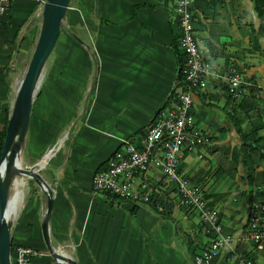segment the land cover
Here are the masks:
<instances>
[{"label": "crops", "instance_id": "0c3cea01", "mask_svg": "<svg viewBox=\"0 0 264 264\" xmlns=\"http://www.w3.org/2000/svg\"><path fill=\"white\" fill-rule=\"evenodd\" d=\"M42 1L9 0L1 16L0 130L5 112L10 111L7 94L11 66L13 61L26 56L35 41ZM191 2L193 32L204 61L217 72L235 68L242 82L238 88L230 89L220 77L193 90L191 127L201 134V140L190 150L181 147L177 169L198 186L205 204L217 210L219 223L234 238L235 249L251 254L257 264H264V242L255 250L245 237L249 202H264V6L258 12L254 0ZM67 11L68 16H64L61 24L63 35L55 43V58L72 62L73 67L66 65L70 70H59L53 75L54 84L48 90L45 109L55 116L53 111L57 110L50 104H54L53 95L68 94V101L74 103L66 108L69 114L63 117L64 126L76 117L83 90L100 92L106 106L96 108L101 118L94 119L97 124L94 125L90 117L96 101L91 102L90 113L72 130L76 134L68 141L70 151L64 157L56 158L53 146L44 147L32 159L26 155L25 167L33 166L47 155L41 175L52 191L47 221L49 241L77 264H175L176 261L182 264V253L173 251V243L167 242L171 227L165 220L157 228L144 229L148 219L141 206L147 211L149 207L95 192L91 182L93 173L104 167L122 140L140 138L159 110L175 104L178 66L172 46L179 36L171 3L169 0H73ZM70 29L79 42L70 36ZM83 47L95 56L94 78L91 72H82L74 66L77 63L88 69ZM54 53L53 47L38 88L50 71ZM179 54H183L181 50ZM97 68H100L98 72ZM36 95L23 152L27 143L35 139L28 135ZM109 110L106 114L100 112ZM47 117L41 118L49 126L48 122L54 123V118L49 121ZM79 132L82 139L76 137ZM259 136L258 149L245 152L243 141ZM90 148L94 151L85 153ZM156 172L150 166L142 178L152 182ZM18 178L20 185L24 180L26 192L20 198L17 191L10 194V245L36 249L38 254L29 264H57L46 251L40 231L46 195L33 179ZM154 191L164 206V214L191 217L193 212L182 207L173 185L159 186ZM148 218L155 221L152 216ZM197 219L188 224L192 231L185 237L187 246L192 247L191 257L208 240L199 215ZM146 233L152 236L147 243ZM172 254L179 259L174 260Z\"/></svg>", "mask_w": 264, "mask_h": 264}, {"label": "built area", "instance_id": "2783aa9c", "mask_svg": "<svg viewBox=\"0 0 264 264\" xmlns=\"http://www.w3.org/2000/svg\"><path fill=\"white\" fill-rule=\"evenodd\" d=\"M169 1L177 21L178 46L184 55L182 77L175 85V104L172 108L159 110L140 138L122 140L104 167L93 173L92 190L164 213V206L154 189L173 185L181 203L197 211L208 239L206 246L192 256V264H215L223 256L227 257L229 264H257L251 254L239 253L235 249L234 238L221 234L217 210L207 206L198 186L178 172L181 147L190 150L201 140V134L191 127L193 90L220 77L230 89H236L242 79L235 68L225 73L217 72L204 61L193 32L192 0ZM8 3L9 0H0V20ZM150 166L157 169L152 182L142 178ZM245 226V237L254 244L255 250L260 249L264 242V202H249ZM37 254L32 247L15 245L10 249V264H29Z\"/></svg>", "mask_w": 264, "mask_h": 264}, {"label": "rangeland", "instance_id": "374dc122", "mask_svg": "<svg viewBox=\"0 0 264 264\" xmlns=\"http://www.w3.org/2000/svg\"><path fill=\"white\" fill-rule=\"evenodd\" d=\"M68 3L73 4V0H69ZM67 10L65 12V16H68ZM61 24H63V20L61 21ZM61 28H62V26L60 25L59 34L57 36L56 42H57V40L61 39V37L63 35ZM38 30H39V28H38ZM68 33H70V36L73 37L74 40L79 42V40L75 36H73V34L71 33V29L68 30ZM37 34H38V31H37ZM33 46H34V43H33L32 47L29 49L28 53H26V56L24 58L17 59L15 61H13V66H11L12 69H11V74H10V78H9L10 86H9V92L7 94L8 105L10 106V108H11V104H12V101H13V98L15 95L16 87H17L18 82L20 81L21 77L23 76V73H24L25 68L27 66L30 54H31L32 49H33ZM87 47L90 49V44H88ZM54 48H55V53H54V58H55L56 50H57V46L55 47V44H54ZM83 50L87 54L88 69L80 66L77 63H74L75 64L74 66H75V68H77V70H82V72H86V71L88 73L91 72L90 76L91 77L93 76L92 78H94L93 73L96 71L95 56L86 47H83ZM65 53H67V52H65ZM66 65H71L73 67L72 62L71 63H65L63 60H60L59 58H55L53 61V64L51 65L50 71L48 72L46 78L43 80V82L41 83V86L37 90V95H36V97H37L36 101L37 102L33 108L32 114H31L32 117H31V123H30V131H29V135H28V136L35 137L36 140L34 139V141L32 143L28 142L27 145L25 146V152H23V158H22V165L24 164V162L26 163V155H28L29 158L32 159L33 156L40 154V152H42L44 147H49V146H53L52 147L53 155L54 156L56 155L55 156L56 158L64 157L65 154L70 151V147L68 146V141L73 139V136H75V134H76V133L72 134L73 133L72 130L77 129L76 127H78L81 124L82 119L85 118V116L90 113L91 110H90L89 105L91 104L92 101L93 102L96 101V104L94 106L95 108L91 111L90 123L97 125L96 123H94L95 122L94 119L100 120V118H101V116L99 114H97L96 108L100 109V108H102L101 106H106V104L104 103V101H105L104 95L100 94V92L99 93H97V92L93 93L89 89L87 91L86 90L82 91V94H81L82 99L79 102L80 104L78 105V107L76 109V117L74 118L73 121H71L70 125L66 124V125L62 126V124L65 120V119H63V117H68V114H69L66 111V108H68V106L71 103H74L73 100L68 101V98H69L68 94H62L61 93V94H58L56 96L53 95L55 97V99L53 100L54 104L52 102H50V104L53 105V107L57 110V111H53L55 116L53 114L48 113L47 109H45V105L47 104L48 90H49V88L52 89V86L54 84L53 75H55L59 70H62V71H64V69L70 70L68 67H66ZM99 69L97 68V72L99 71ZM91 81H90V85H91ZM71 98L72 99L74 98L73 95H71ZM100 112L106 114V113L111 112V111L109 110V111H100ZM42 116H48L47 118L49 121L51 118H54V120H53L54 123L48 122L49 126H47V123L42 120V118H41ZM47 118H45V119H47ZM76 118H78V122L75 121ZM75 122H76L75 127H72V124H74ZM61 130H62V132L59 134V132ZM56 136H59V137L56 138ZM82 136H83L82 132H79L76 137L78 139H82ZM74 151H75V149H73V152ZM93 151L94 150L90 148V149H86L85 153L86 152L92 153ZM45 152H46V150H45ZM86 165H88V162L86 163ZM165 187H168V186H165ZM15 191H17L19 198H20V196H23V193L26 192L24 180L21 182V185H20L18 177H14V179L12 181V185L10 188V194L15 192ZM11 196L12 195H10V197ZM10 199H12V197ZM121 201H126V200H121ZM181 205L185 209H190L193 212V213H191V217H190L191 219L188 217L187 214H182L181 217H177L175 215L170 216L167 214V212H166V214H164V213H157L154 210H148L147 211L146 208L141 206V209L143 211H145V213H147V219H148L146 222V227H144V229L148 230L149 228H151V229L157 228L165 220L166 225L168 227H171V238L167 239V242L173 243V245H174L172 247L173 251H178L179 253H182L180 256L183 259L182 264H192V260H191L192 259V257H191L192 247L187 246V244L185 243V237L187 234H190L192 231V229H190L188 227V224L191 222V220L193 222L198 221V219H197L198 213L194 208H192L190 206H186L182 203H181ZM9 213H10V210L8 212V218H9ZM148 216L154 217L155 221L150 220L148 218ZM164 218H166V219H164ZM174 230H175V236H173ZM202 230H203V228H202ZM221 234L227 235V229L225 227H223L222 225H221ZM149 240H152V236H151V234L146 233V235H145L146 243ZM176 240L178 241L177 243H175ZM150 255H151V253L148 252V256H150ZM172 258H174V260H178L179 256L172 254ZM156 264H160V263L157 262ZM175 264H178V262L176 261Z\"/></svg>", "mask_w": 264, "mask_h": 264}, {"label": "water", "instance_id": "95a60500", "mask_svg": "<svg viewBox=\"0 0 264 264\" xmlns=\"http://www.w3.org/2000/svg\"><path fill=\"white\" fill-rule=\"evenodd\" d=\"M69 0H43L40 25L27 66L15 90V95L6 120L5 132L0 150V264H10V219L5 218L9 204L10 188L14 177L33 179L46 195L44 216L40 224L41 237L46 251L57 264H77L60 253L49 241L47 221L51 211L52 191L41 175V168L47 160L43 155L31 167L22 165L25 135L31 106L42 79L45 65L50 57L59 34L61 21L68 9Z\"/></svg>", "mask_w": 264, "mask_h": 264}, {"label": "trees", "instance_id": "16d2710c", "mask_svg": "<svg viewBox=\"0 0 264 264\" xmlns=\"http://www.w3.org/2000/svg\"><path fill=\"white\" fill-rule=\"evenodd\" d=\"M163 1H168V0H163ZM68 6H69V3H68ZM263 6H264V0H254V8H257L256 10L258 12H260V10H261V8ZM178 47H179L178 46V42L176 43V41H174L172 49H173V52H174L175 56L177 57V66H178V68H177V80H180L181 77H182L181 69H182V66H183V63H184V55L183 54L182 55L179 54L180 50L178 49ZM8 113H9V111L7 110L5 112L3 125H2V128L0 130V150H1L2 141H3V137H4L5 125H6V120H7V117H8ZM258 140H261L260 136L257 137L255 140H252V141H249V142L248 141H243L242 147H243V149H245V152L246 151L249 152V151H253V150L258 149V145H257L258 144ZM260 155L262 156V152H260ZM12 247H13V245H10V249ZM221 259H220L221 261L219 263H218V261H219V259H218V261L215 264H229V260L227 259V257L223 256Z\"/></svg>", "mask_w": 264, "mask_h": 264}, {"label": "bare ground", "instance_id": "6f19581e", "mask_svg": "<svg viewBox=\"0 0 264 264\" xmlns=\"http://www.w3.org/2000/svg\"><path fill=\"white\" fill-rule=\"evenodd\" d=\"M3 172L4 170H0V176L3 175ZM10 202H11V199L9 198V204L7 205V209H6V213H5V218L8 219V210H9V206H10Z\"/></svg>", "mask_w": 264, "mask_h": 264}]
</instances>
